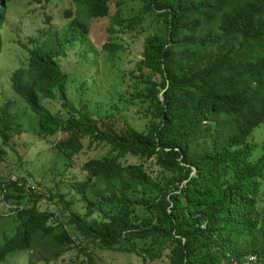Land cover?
I'll return each instance as SVG.
<instances>
[{"label":"trees","instance_id":"trees-1","mask_svg":"<svg viewBox=\"0 0 264 264\" xmlns=\"http://www.w3.org/2000/svg\"><path fill=\"white\" fill-rule=\"evenodd\" d=\"M9 1L0 0V31ZM71 1L76 12L64 13L65 29H47L31 42L26 65L10 76L11 89L35 116L40 138L60 133L59 155L104 153L82 165L85 178L73 186L83 213L58 190L42 198L26 187L27 177L16 176L22 185L0 181L2 202L19 220L0 248V264L17 251L40 248L57 260L73 249L87 256L89 248L119 250L122 243L121 251L139 253L144 264L164 255L166 264H239L250 256L264 264V154L252 160L249 141L264 124V0H147L145 10L161 19L163 32L145 38L137 63L144 88L131 98L146 119L140 130L128 122L99 124L67 101L65 118L41 104L66 100L67 76L57 59L87 41L92 20L109 16L125 26L121 0L112 15V0ZM1 47L0 37V53ZM102 49L114 55L118 47ZM23 132L0 111V163L9 140ZM40 201H55L57 211L39 210ZM77 264L94 263L88 255Z\"/></svg>","mask_w":264,"mask_h":264},{"label":"rangeland","instance_id":"rangeland-1","mask_svg":"<svg viewBox=\"0 0 264 264\" xmlns=\"http://www.w3.org/2000/svg\"><path fill=\"white\" fill-rule=\"evenodd\" d=\"M116 0L110 4V15L115 12ZM121 19L124 27L112 24L110 17L92 20L87 41L84 44L75 42L66 49L63 57H58L60 69L66 74V100L57 97L55 100H42L41 104L53 115L65 118L71 114L70 107L83 109L91 113L94 120L114 125L125 126L128 122L136 129H142L146 123L139 111V102L133 101L132 95L144 88L139 83L140 72L138 61L142 58L144 40L149 35L163 32L161 19L145 10L147 0H121ZM76 6L71 0H10L7 5L5 21L0 31L2 42L0 53V111L13 115L23 128L21 135L14 134L5 147L6 154L0 163V181L9 180L12 176L27 177L31 186L39 189L38 193L47 195L48 190L62 193L63 198L73 202L70 209L83 213L84 202L77 195L73 186L83 181L85 173L82 165L90 158L103 156L104 151L87 150L73 159H66L57 153L55 137L40 138L34 130L36 118L28 110L24 100L11 89V74L26 65L27 49L35 38L41 37L45 30L61 32L70 19ZM113 44L118 47L116 54L108 55L102 47ZM255 148L252 160L264 154V124L254 130L249 139ZM128 163L136 159L127 158ZM151 176L157 167L151 165ZM56 187V188H55ZM37 192V191H36ZM260 193H264V181H261ZM263 198L264 196L261 195ZM49 205V206H48ZM57 211L55 201L38 204L39 210L47 207ZM261 208V205H260ZM103 212H95L101 218ZM91 218H88L90 220ZM19 220L2 202L0 194V248L5 239L11 238L18 230ZM77 242V241H76ZM84 245V244H83ZM127 243L118 245L119 250H86L94 264H144L142 256L134 251H121ZM137 247L141 246L137 243ZM88 248L83 246L84 250ZM76 249L64 253L57 260L49 259L46 251L35 248L29 252L17 251L6 257L2 264H77L86 258ZM165 256V255H164ZM152 264H166L165 257ZM49 259V262H46ZM243 260L239 261V264Z\"/></svg>","mask_w":264,"mask_h":264},{"label":"built area","instance_id":"built-area-1","mask_svg":"<svg viewBox=\"0 0 264 264\" xmlns=\"http://www.w3.org/2000/svg\"><path fill=\"white\" fill-rule=\"evenodd\" d=\"M10 181H11L12 183H17L18 185H22V184H23V182H21L20 180H18V177H16V176H12V177L10 178ZM24 184L26 185V187L31 186V182H30L28 179H25V180H24ZM5 206L7 207L6 204H5ZM76 244H77V243H76ZM88 252H89V251H88ZM84 261H86V258H84ZM255 263H256V258H255L254 256H250V257L246 258L245 261H242L241 264H255Z\"/></svg>","mask_w":264,"mask_h":264}]
</instances>
